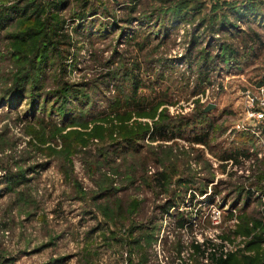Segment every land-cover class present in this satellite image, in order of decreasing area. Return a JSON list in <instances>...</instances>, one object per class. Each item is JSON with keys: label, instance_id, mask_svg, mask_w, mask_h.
Listing matches in <instances>:
<instances>
[{"label": "rangeland", "instance_id": "374dc122", "mask_svg": "<svg viewBox=\"0 0 264 264\" xmlns=\"http://www.w3.org/2000/svg\"><path fill=\"white\" fill-rule=\"evenodd\" d=\"M61 1L69 47L16 89L21 20L0 28V264H264V143L238 117L264 0L225 34L248 0Z\"/></svg>", "mask_w": 264, "mask_h": 264}, {"label": "trees", "instance_id": "16d2710c", "mask_svg": "<svg viewBox=\"0 0 264 264\" xmlns=\"http://www.w3.org/2000/svg\"><path fill=\"white\" fill-rule=\"evenodd\" d=\"M250 2L252 1L248 0V5L241 9L242 12H240L239 10L237 11L235 8H233L234 10H232L231 13L227 15L228 19L226 18L223 20V23H219V28L216 31L219 32V34H225L226 32H229L235 28V22L248 21L250 19L249 17L254 14L255 7H258V4L252 5V3ZM63 3L64 1L61 0H49L45 2H42V0H19L12 6L0 7V28L2 27V24H4L10 18L11 13L17 15L21 20L15 29L16 32L10 34L12 40L11 42L15 43L13 50L17 52L20 58L26 60L24 68L26 66L29 67L25 68L23 72L21 69V74L23 75H21L20 79L15 82V89L20 86V84L25 79L26 81H28L29 75L39 70V68L47 62V59H50L51 56H48L49 52L52 53V56H55L57 54H64V50H67V46L69 47V44H67V42H70V40L68 35L64 33V21L59 19L58 15L64 5ZM257 20L258 19H254L256 24L263 28V20ZM210 32L212 33L211 35L217 33L215 32V30H210ZM255 37H257V39L259 38L260 40V37L256 33ZM197 39V37L192 39L191 49L194 47ZM35 91H38V89L35 88V83L33 82V84L31 85L30 95H32ZM22 98L23 97H21V99ZM65 98L66 97L64 96V99ZM33 102L39 105V102L37 100L35 101L34 99ZM35 103H33V105ZM32 109L34 110L35 107H33ZM120 128L124 129L123 126ZM166 128L167 126L162 125V127L158 129V131L160 132L161 130V132H163V130ZM100 129V127H95L93 131L91 130V132L84 134V137L80 138L75 146L83 145L87 142L88 139L91 138H101V136L103 137L104 133H106L108 136L112 135L108 134L109 132L107 131H109V129H103V134L102 131L100 132ZM147 131L148 129L144 128L142 130V133H145ZM99 132L102 135L96 136L97 134H99ZM159 138L161 140H164V137ZM195 140L197 142L201 141V139L198 138ZM72 149L74 150L76 149V147H73ZM68 150H70V148ZM214 264H232V262L230 259L219 257L214 259Z\"/></svg>", "mask_w": 264, "mask_h": 264}, {"label": "built area", "instance_id": "2783aa9c", "mask_svg": "<svg viewBox=\"0 0 264 264\" xmlns=\"http://www.w3.org/2000/svg\"><path fill=\"white\" fill-rule=\"evenodd\" d=\"M239 101L241 128L249 131L257 142L264 143V85L244 88Z\"/></svg>", "mask_w": 264, "mask_h": 264}, {"label": "water", "instance_id": "95a60500", "mask_svg": "<svg viewBox=\"0 0 264 264\" xmlns=\"http://www.w3.org/2000/svg\"><path fill=\"white\" fill-rule=\"evenodd\" d=\"M215 109V105L209 104L207 107L204 109V113H208L211 110Z\"/></svg>", "mask_w": 264, "mask_h": 264}]
</instances>
